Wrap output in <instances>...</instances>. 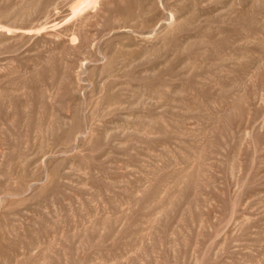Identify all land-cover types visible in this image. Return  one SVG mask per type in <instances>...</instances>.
Segmentation results:
<instances>
[{
  "label": "rangeland",
  "instance_id": "rangeland-1",
  "mask_svg": "<svg viewBox=\"0 0 264 264\" xmlns=\"http://www.w3.org/2000/svg\"><path fill=\"white\" fill-rule=\"evenodd\" d=\"M0 264H264V0H0Z\"/></svg>",
  "mask_w": 264,
  "mask_h": 264
}]
</instances>
